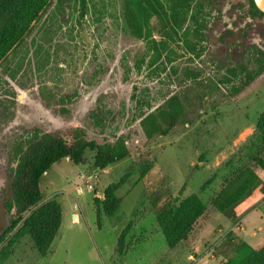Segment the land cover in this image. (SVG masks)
I'll return each mask as SVG.
<instances>
[{
    "label": "rangeland",
    "instance_id": "obj_1",
    "mask_svg": "<svg viewBox=\"0 0 264 264\" xmlns=\"http://www.w3.org/2000/svg\"><path fill=\"white\" fill-rule=\"evenodd\" d=\"M93 3L95 8L81 20V26L73 19L58 33L60 49L51 75L43 79L28 72L17 83L3 73L7 62L0 66V77L13 89L15 108L9 124H0V155L8 171L13 143H21L34 131L69 137L76 128L84 129L87 140L93 143L103 139L113 142L114 136L122 135L131 155L102 171L94 170L92 151H86L81 165L68 160L53 165L42 176L39 187L42 203L56 200L61 206L58 234L47 256L40 257L28 237L16 236V224L0 235V255H6L4 264H195L194 247L203 235L216 239L206 243L207 251L214 245L211 254L222 256L218 243L230 227L227 219L234 210L220 214L210 201L220 191L225 177L246 165L245 147L264 110V73L240 94L233 95L228 86L218 81L225 67L239 61V57H233L239 54L229 51L232 45L217 47L213 35L199 58L176 48L180 56L173 62L164 55L151 63L154 58H150L146 42L131 38L121 28L118 0ZM75 16L80 18L78 13ZM251 38L260 45V36ZM62 64L67 65L58 82L60 86L53 88L50 82L57 74L56 66ZM187 69L197 71L203 83L187 77ZM20 83L25 84L23 88ZM45 83L52 92L50 97L40 92ZM174 93L180 95L194 122L176 126L166 137L146 140L139 116L153 111ZM100 96H105L107 105L118 113L116 122L104 134L89 119ZM229 159L231 165L226 164ZM146 164L152 167L154 181H167L174 198L196 194L206 204L204 214L176 249L166 247L149 205L147 188L138 180ZM256 171L264 178V172ZM132 172L116 192L120 199L117 213L110 219L101 215L98 227L94 199L100 200L109 185L120 183ZM3 177L1 188L6 199L11 200L10 178L6 174ZM130 179L132 184L127 183ZM258 204L254 217L264 219V203ZM27 215L23 214V218ZM125 230V254L119 256L117 239ZM262 246L263 243L254 248ZM216 261L223 262L220 258Z\"/></svg>",
    "mask_w": 264,
    "mask_h": 264
},
{
    "label": "trees",
    "instance_id": "obj_2",
    "mask_svg": "<svg viewBox=\"0 0 264 264\" xmlns=\"http://www.w3.org/2000/svg\"><path fill=\"white\" fill-rule=\"evenodd\" d=\"M93 1L0 0V66L7 62L3 73L11 81L17 80L20 72L24 75L35 72L36 75L43 77L48 72L45 69H51L50 64H55L58 57L60 45L55 46L57 48L53 53L55 59L51 61L52 47L62 25H68L73 19L79 25L75 13L79 12L82 20L91 8H95L96 4ZM166 3L167 6L161 4L160 15L157 0H121V21L125 25L129 13L132 35L137 39H149L152 36L148 27L152 15L150 12L157 14L162 21V30L166 38L162 42L163 51L169 50L168 41L173 42L178 31L182 29L189 6L188 0H168ZM101 5L104 7L105 2L102 1ZM46 14L40 23L42 16ZM37 23H40L39 28L26 43ZM188 44L190 43L186 41L190 48ZM148 45L157 54L155 41L150 40ZM193 47L195 52V45ZM9 56L12 57L11 60H8ZM253 60L254 69L241 64L226 68L220 83L229 86L233 95L239 94L264 71V53L258 51V57L249 58V63ZM18 85L23 88V83ZM0 91H2L0 124H3L11 119L14 102L10 98L14 96V92L1 77ZM102 103L100 98L90 114V119L94 127L104 133L110 129L117 114L114 109ZM193 122L194 120L186 113V106L180 95L177 94L168 98L155 111L142 115L140 126L146 140L150 141L155 137L168 136L178 125H190ZM114 138L113 142L103 139L99 143H93L87 140L84 129L76 128L69 137L34 131L25 141L18 143L14 155L16 167L11 173L10 188L13 199L9 204V209H15V216L10 221L9 229L19 224L16 236L28 237L40 257L47 256L62 220L61 206L56 200L42 203L39 187L42 176L62 160H68L74 165L83 164L86 151L94 153L92 165L97 171L128 159L131 153L123 136ZM245 151L246 165L225 177L220 191L210 201L211 206L220 214H229L256 191L264 189V183L256 171H264V110L255 122L254 133ZM226 164L231 165L232 160L229 159ZM151 169L150 164L143 165L138 180L147 188L149 205L165 245L169 250H173L180 246L192 231L197 220L204 214L206 204L196 194L183 199L174 198L165 179L154 181ZM131 174L133 172L126 174L120 183L109 185L100 200L94 199L98 227L101 224V215L110 219L117 213L120 199L117 198L116 192ZM127 183L132 184V179ZM25 213L28 215L23 218ZM126 234L125 230L117 239L116 252L119 256L125 254ZM218 245L220 246L218 250L222 251L224 258L222 264H264V245L254 249L232 231H228ZM5 258V253L0 255V264H4Z\"/></svg>",
    "mask_w": 264,
    "mask_h": 264
},
{
    "label": "flooded vegetation",
    "instance_id": "obj_3",
    "mask_svg": "<svg viewBox=\"0 0 264 264\" xmlns=\"http://www.w3.org/2000/svg\"><path fill=\"white\" fill-rule=\"evenodd\" d=\"M166 2H168V0H157V5H158L157 10H158V13L160 15H162L161 4L163 3V5L167 6ZM118 3H119V16H118V18H119L121 28L131 38H133L135 40L142 41V42H146L147 51L151 55L150 58H152V57L154 58L151 61V63L156 62L157 59L164 57V55L166 56V59L168 62H173L175 57L180 56L177 53V51L175 50L176 48L181 49V53H186V54H189L191 56H196L197 58H199L206 51V47L209 44L208 40L210 38V35H213V37L215 39V45H217V47L223 48L225 46L232 45V46H230L229 51L230 50H236L237 51L239 56L234 55L233 57H235V58L239 57L238 58L239 61H237L235 63H231V66H234L236 64H241V65L248 66L249 69H254L255 68V62L253 60V61H251V63H249V58H253L254 56L258 57V51H261L264 53V12L260 11L257 8V6L253 0H231L230 2H227V0H188L189 10H188V13L186 16V21H185L182 29L178 31V35L176 37H174V41L173 42L168 41V43L170 45V49L165 50V51H163L162 42H163V40H166V38L164 37V34H163L162 21L159 19V16L157 14H153L152 12H150L152 15L149 19L148 27L152 32V36L149 39L148 38L137 39L131 33L130 24H129V16H130L129 13L127 15V20L125 22V25L121 21L122 20L121 16H120L121 0H118ZM76 13L79 14V12H76ZM79 17H80V14H79ZM76 19H78L79 26H81L80 18L76 17ZM195 19H196V21H195ZM65 26H67V25H62L61 29H63ZM251 35H257V36L261 37L262 40L260 39V45H259V43L254 42V40L251 38ZM150 40L155 41L157 54H156L155 50L149 48L148 44H149ZM186 41H188L190 43V44H188L191 46L190 48H188V46L186 45ZM59 44L60 43L57 40L53 44L52 51H51V54H52V60L51 61L52 62L55 59L54 54H53L54 50H57V48L56 47L54 48V46L59 45ZM193 45H195V47H196L195 52H194ZM53 65H56V63L55 64L53 63ZM53 65L50 64L51 67ZM66 65L62 64V65L56 66L57 74L53 76L54 77L53 82H50L53 88L60 86V84L58 82L61 81L60 78L63 77L64 72H62V71ZM228 67H225L223 72H222V75H220V79L218 81L219 83H220V80L222 79L223 75H225L226 68H228ZM45 70L48 72L45 73L43 77L40 76L43 79L46 78L47 76L51 75L52 74L51 70H53V69L52 68L51 69L46 68ZM263 73H264V71L262 72V74ZM20 75H23V72L19 73L17 80H15L14 82H16L20 79L19 78ZM185 75L189 78H192L193 81H199V79H198L199 73L197 71H191V70L187 69L185 72ZM260 76H257L256 78H258ZM202 83H203V81L197 82V84H202ZM24 85L25 84L23 83V87H24ZM224 86H226V85H224ZM48 88L49 87H47L46 83L42 86V89H41L42 91H40L42 96L48 94V97H50L49 94H51L52 92H48V90H47ZM0 92L2 94V91H0ZM173 95H177V93H174L171 96H173ZM171 96H169L168 98H170ZM0 97L2 98V95ZM100 98L103 101L102 104H104L105 106H107L110 109H114V108L109 107L107 105V103L104 101L106 98L105 96H100L96 100L95 108H96V106L98 104V100ZM167 99H165L157 108H159ZM156 109H154L153 111H155ZM14 110H15V108L13 106L12 113H14ZM114 111L118 115V113L115 109H114ZM153 111H150V112H153ZM91 112H90V114H91ZM150 112L148 111L145 114H141L139 116V120L141 121L142 115H146ZM90 114H89V119H90ZM117 115H116V118H117ZM116 118L114 120V123L116 122ZM91 122H92V120H91ZM8 124H9V120L7 122L3 123L2 125L5 126ZM93 127H94V125H93ZM94 128L97 130H100L99 128H96V127H94ZM30 135L27 138H29ZM119 136H122V135H119ZM119 136H114V137H119ZM114 140H115V138H114ZM13 144L14 145L12 146V150H11L12 156L10 157V160H9L10 164L8 165V171L6 170V167H5L6 165L4 162V158L0 155V180H1L0 181V235L7 232V230L10 227V221L15 216V209L14 208L9 209V204L12 202V199H13V195H12L11 188H10L11 187V180H12L11 173L14 170V168L16 167V159L14 158V155H15L16 150H17L18 142H15ZM125 144H126V142H125ZM6 171H7V173H6ZM5 174L7 177L10 178L9 193L11 195V200L6 199V195H4V191L1 188L2 187L1 186L2 185V178H4L3 176Z\"/></svg>",
    "mask_w": 264,
    "mask_h": 264
},
{
    "label": "crops",
    "instance_id": "obj_4",
    "mask_svg": "<svg viewBox=\"0 0 264 264\" xmlns=\"http://www.w3.org/2000/svg\"><path fill=\"white\" fill-rule=\"evenodd\" d=\"M259 178L264 183V178H261L260 176ZM263 196H264V189H260L256 191L254 195L250 196L245 201H243L238 206H236V208L234 209L231 215V219L230 220L229 218L227 219L230 222V227L221 236L220 240L228 231H232L236 236L240 237L244 242H246L252 248L256 247L257 245H261L262 243L264 245V219L254 217V215L257 212L256 211L257 207L259 206L258 203L260 202V205L264 203L262 198ZM237 225L240 226V230L236 228ZM213 240L216 239L209 240L208 237H204V235H203V239L202 237L198 238L197 240L198 242L194 247V252L195 255L197 256V260H196L197 262L195 264H209V263L217 264L216 261L217 258H220L222 261H224L223 256L217 254H211L212 250H214L216 246L213 245V248L207 251L206 243Z\"/></svg>",
    "mask_w": 264,
    "mask_h": 264
},
{
    "label": "water",
    "instance_id": "obj_5",
    "mask_svg": "<svg viewBox=\"0 0 264 264\" xmlns=\"http://www.w3.org/2000/svg\"><path fill=\"white\" fill-rule=\"evenodd\" d=\"M257 6V8L264 12V0H253Z\"/></svg>",
    "mask_w": 264,
    "mask_h": 264
},
{
    "label": "built area",
    "instance_id": "obj_6",
    "mask_svg": "<svg viewBox=\"0 0 264 264\" xmlns=\"http://www.w3.org/2000/svg\"><path fill=\"white\" fill-rule=\"evenodd\" d=\"M89 188H90V187H89ZM236 228L240 230V226H239V225H237V227H236Z\"/></svg>",
    "mask_w": 264,
    "mask_h": 264
}]
</instances>
